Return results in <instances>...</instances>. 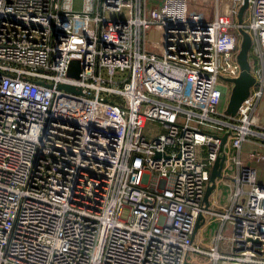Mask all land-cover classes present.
Here are the masks:
<instances>
[{"label":"built area","instance_id":"2783aa9c","mask_svg":"<svg viewBox=\"0 0 264 264\" xmlns=\"http://www.w3.org/2000/svg\"><path fill=\"white\" fill-rule=\"evenodd\" d=\"M243 2L0 0V264H264V0L238 22ZM239 29L255 82L231 116L217 83L238 76ZM221 153L226 200L206 208ZM199 214L219 221L208 248Z\"/></svg>","mask_w":264,"mask_h":264},{"label":"water","instance_id":"95a60500","mask_svg":"<svg viewBox=\"0 0 264 264\" xmlns=\"http://www.w3.org/2000/svg\"><path fill=\"white\" fill-rule=\"evenodd\" d=\"M247 2L244 0L243 4L240 6L239 11L237 13V20L238 22H241L242 19V11L246 7ZM240 35H241V41L239 50L236 56V60L239 65V73L238 76L228 79L232 82V88L229 94L227 106L225 109V113L227 115H234L240 102L247 96L250 87L254 84V77L251 75L250 71V64L248 60V52L250 48L251 43V37L243 29H239ZM74 64H77V60H72L69 66L68 74L72 76L77 75V69L76 71H72V68ZM58 87L66 89V90H75L74 86H71L69 84H58ZM226 134L223 136V141L225 140ZM225 156L224 154H218L217 158L215 159L214 163L212 164L209 172V179L208 183L205 186L204 191V207L207 208L209 204V196L211 195L215 185H216V178L221 177V170L224 165ZM202 218V214H199L195 223V228L199 225V222Z\"/></svg>","mask_w":264,"mask_h":264},{"label":"crops","instance_id":"0c3cea01","mask_svg":"<svg viewBox=\"0 0 264 264\" xmlns=\"http://www.w3.org/2000/svg\"><path fill=\"white\" fill-rule=\"evenodd\" d=\"M256 107H257L256 117H257L258 123L261 125V128L264 129V93H263L262 98L258 101ZM262 150L264 152V147L262 148ZM249 154L250 152H247L245 154L246 160L250 159ZM251 162L253 164H256L259 178L261 180H264L263 163L257 162L254 160H251ZM229 169H232V167H229V168L226 167L225 171H228ZM232 172H233V169H232ZM232 172L228 174L229 177L227 176V172H226V173H223L224 177L222 176L221 179L219 177L216 178V185L210 195V198L215 199L217 201V206L223 205L226 200V198L223 200L221 198L220 199L217 198L218 196H220L218 195V185H220L221 183H224L226 178L229 179L230 174H232ZM218 223L219 221L211 217L210 218L206 217V218L201 219L199 222V225L195 228V232L193 235L194 244L202 248H208L211 245V238L218 228ZM185 264H212V262L207 254L192 251L188 254Z\"/></svg>","mask_w":264,"mask_h":264},{"label":"rangeland","instance_id":"374dc122","mask_svg":"<svg viewBox=\"0 0 264 264\" xmlns=\"http://www.w3.org/2000/svg\"><path fill=\"white\" fill-rule=\"evenodd\" d=\"M72 2V7L75 10H79L82 7V2L83 0H71ZM230 31L235 35L236 32L231 28ZM146 40L149 44V47L152 50H155L158 48L159 45L162 44L163 42V36H162V30L157 26V25H151L147 30H146ZM217 86L221 89L222 91V96L219 100V102L216 105V112L219 114H223L225 112L226 106H227V102H228V98H229V92L231 91L230 86H231V82H227L225 80H220L217 83ZM144 133H146L147 135H155L161 131H163V129L157 124V123H153V122H147L145 127H144ZM257 147V144L255 142L248 141L245 140L242 144V153H241V157L243 160H246L245 158V154L247 152H252L253 150H255ZM229 173L232 172V169L228 170ZM227 176L229 177V175L227 174ZM218 189L220 190V198L223 200L226 198V193H227V186L225 185V183H221L220 185H218ZM211 226V225H209ZM221 263V260L218 261V264ZM222 264H227V262L222 263Z\"/></svg>","mask_w":264,"mask_h":264}]
</instances>
